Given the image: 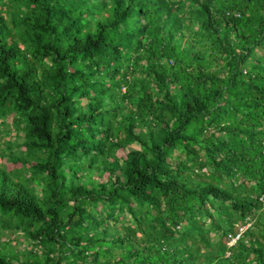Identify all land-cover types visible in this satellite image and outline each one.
Instances as JSON below:
<instances>
[{
    "label": "trees",
    "instance_id": "obj_1",
    "mask_svg": "<svg viewBox=\"0 0 264 264\" xmlns=\"http://www.w3.org/2000/svg\"><path fill=\"white\" fill-rule=\"evenodd\" d=\"M0 126V264H264V0H0Z\"/></svg>",
    "mask_w": 264,
    "mask_h": 264
},
{
    "label": "rangeland",
    "instance_id": "obj_2",
    "mask_svg": "<svg viewBox=\"0 0 264 264\" xmlns=\"http://www.w3.org/2000/svg\"><path fill=\"white\" fill-rule=\"evenodd\" d=\"M12 119H13V116L12 115H10L7 119H6V121H7V127H9V128H11L12 127ZM0 146H4V143L6 142V141H10V140H14V138H16V136H17V133L15 132V131H12L10 134H4L3 133V128L0 126ZM135 146H137V145H135ZM119 154L121 155V154H123V150L122 149H120V152H119ZM4 162L6 161V159H4L3 160ZM18 165H20V164H18ZM14 165L12 164V163H8V168H12ZM108 176H109V173H105L102 177H101V181H105V180H107V178H108ZM36 187H37V189H39V185H36ZM99 209H101V208H99ZM6 239V236H4V235H2L1 236V240L0 241H2L3 242V240H5ZM17 241H18V244H17V246L18 247H21L22 248V250L24 249V247L27 245V242H25V240L23 239V237H18V239H17ZM29 245V244H28Z\"/></svg>",
    "mask_w": 264,
    "mask_h": 264
}]
</instances>
